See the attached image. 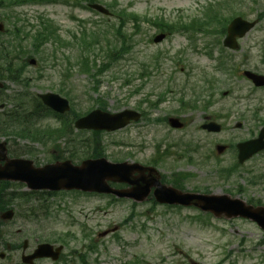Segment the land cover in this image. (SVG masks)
<instances>
[{"label": "rangeland", "instance_id": "rangeland-1", "mask_svg": "<svg viewBox=\"0 0 264 264\" xmlns=\"http://www.w3.org/2000/svg\"><path fill=\"white\" fill-rule=\"evenodd\" d=\"M98 1L108 6L113 0ZM118 3L120 8H127L140 15H171L174 18L175 10L184 4V1L118 0ZM4 10L9 11L8 9ZM17 10L22 15L25 14L34 24H38L39 15H48L61 28V33L68 38H71L72 32L79 30L78 22L72 19L71 15L89 22L94 21L89 24V27L99 29L108 27L106 18L86 7L76 8L73 3L25 5ZM1 14L2 10H0ZM95 21L99 23L96 24ZM109 23L116 25L117 20H112ZM152 30L150 28V31ZM112 35L111 32L109 36ZM155 49L156 45L148 46L144 41H141L132 52L126 54L120 64H115L112 68L101 73L98 77L100 80L98 91L93 90L95 80L89 74L80 71L83 56L77 48L56 52L52 45L44 46L40 53L34 55L39 63L37 66L27 65L26 75L31 82V91L35 93L59 92L60 89L64 88L63 91L70 95L78 111H86L91 108L97 97L107 100L111 109L119 107L122 103L132 106L140 105L143 95L149 90H155L157 95L166 86L171 85L167 82V75L158 79L152 78L151 84H148L139 94L129 98L132 89L129 87L130 84H124L125 79H131L133 87H137L143 80H140L139 77L132 79V75L140 72L144 64L151 65L150 54ZM99 51L101 52L95 48L91 55ZM39 55L48 57V59L46 61L40 60ZM67 57H70L69 62L74 64L71 68ZM100 57L99 62L105 59L102 58V55ZM200 61L205 64L208 63L206 58L187 60V69L185 71L178 69L175 78L177 85L172 87L184 90L185 81L189 78L192 67H194V72L190 83H193V79L197 81L200 78V69H209V65L201 66ZM68 68L72 73L66 75ZM8 82L9 86L6 91L8 94L19 89L18 83ZM187 92L189 93V90ZM126 100L130 103L123 102ZM9 106L11 104H8ZM176 108L177 103L171 104L170 109ZM200 112L202 113L203 110ZM151 128L150 132L154 131L153 134L158 136L163 134L161 128H155V126H151ZM103 138L108 147V158L111 160L115 158L130 159L148 164L150 159L155 156L154 143L156 139L153 137L150 139V133L148 134L141 128H129L123 133L114 135L107 133L103 135ZM1 139L3 137H0ZM122 139L128 140V146L116 149L112 145L113 141H121ZM26 142L30 143L28 140L21 141L20 146ZM13 147L18 148L19 145H13ZM30 147L35 149L36 155L34 156H37L36 159L40 163L53 159L50 145L43 147L37 143ZM172 149L174 151V148ZM173 151H169L168 155H171ZM128 152L132 156L128 155ZM166 158L158 168L169 181L178 172H188L195 175V180L192 178L182 180L181 183L185 189L209 188L215 192L222 190L224 182L216 180L215 170L218 167L213 160L197 163L198 166H188L183 163L182 158L178 159L176 155ZM25 190V187L19 184L12 185L8 189V191L16 192ZM253 191L258 192L257 189ZM43 197H46V200L51 203L50 210L53 216L42 218L38 222H26L21 215L17 214L12 222L6 223L5 227H2L0 250L5 249L8 244L12 246L19 241L23 243L25 239L29 240L30 247H34L37 239L56 241V238L61 235L64 236L67 243V245L64 244L65 259H72V264H83L79 256L81 253L85 254L84 258L87 264H129L135 261H139L138 264H264V231L251 221L217 219L194 207H168L156 205L150 201L139 205L135 210L139 215L128 220L127 217L132 212V205L128 201L114 202L112 198L106 195L61 191L54 194H43ZM35 204H37L36 201L31 205ZM12 205L17 207L18 202L12 203ZM15 209L17 210V208ZM140 212L147 213V215H140ZM121 223L124 226L120 225L121 228L117 232L119 237L115 233L100 237L97 240L96 251L88 253L84 250L85 228L92 231V236L97 237L100 231L110 229ZM142 225L146 226V230L142 229ZM19 228L22 229V234H17ZM5 231H7L6 235L3 236ZM69 232L75 234V238L68 236L67 233ZM86 241L88 242V240ZM59 244L63 243L60 242ZM5 250L7 251V248ZM21 252L22 249H14L3 263L16 264L20 261ZM39 264L52 263L48 260H41Z\"/></svg>", "mask_w": 264, "mask_h": 264}, {"label": "flooded vegetation", "instance_id": "flooded-vegetation-1", "mask_svg": "<svg viewBox=\"0 0 264 264\" xmlns=\"http://www.w3.org/2000/svg\"><path fill=\"white\" fill-rule=\"evenodd\" d=\"M250 1L261 6L262 13L257 14L253 27L244 35L237 36L236 41L233 40L236 48H230L225 44L231 20L209 21L204 25L209 42L206 43L203 39L198 43L193 41L189 48L180 50L176 56L179 59L206 58L210 61V70L204 81L202 93L207 94V104L213 108V117L204 119L202 123L208 120L222 121L223 128L220 134L224 135L227 132L229 138L236 140V143H233L236 149L232 148L233 144H227V150L234 153L226 166L228 169L236 166L238 161L237 144L258 139L264 131V83H261L264 81V0ZM168 55L169 53H162L164 57ZM253 74L261 75L263 78L257 80ZM159 104L163 106L165 101L162 100ZM191 108H193L191 105L183 108L185 112H182L179 118L184 126L175 130L189 129L193 132L198 130L197 127H193L196 118L193 117L194 111ZM202 130L209 136L219 133ZM259 161L264 162V150L239 163V168L251 173L260 172L263 167ZM256 179L257 176L252 177L250 184ZM115 187L126 188L128 185L118 184ZM233 191L241 194L245 189L237 184L233 190L229 189L230 193ZM18 232H22V229L19 228ZM19 246L20 243H16V248Z\"/></svg>", "mask_w": 264, "mask_h": 264}, {"label": "water", "instance_id": "water-1", "mask_svg": "<svg viewBox=\"0 0 264 264\" xmlns=\"http://www.w3.org/2000/svg\"><path fill=\"white\" fill-rule=\"evenodd\" d=\"M95 6L103 9L100 6ZM42 97L47 104L55 109L64 111L68 108L67 101L57 95L46 94ZM100 115L101 113L98 111L93 112L88 118L80 119L77 125L80 127H93L95 125L91 121H94ZM104 115L107 116V114ZM121 121L122 117L119 118V122ZM109 128H113V126ZM6 158V149L3 148L0 150V161ZM132 167L135 166L128 165L127 163H111L105 158L85 160L81 165H74L70 160H67L57 164H50L43 168L34 167L33 162L28 159H7L5 165L0 164V179L26 182L31 189L60 190L75 188L85 191L112 192L114 190L110 188L107 181L126 180L124 175ZM128 181L133 185L134 189L144 190V196L148 194L150 187L155 184L154 181L146 182L139 179H128ZM158 191H164V194H162L163 192L159 193L162 194L160 201L183 202L187 204L196 203L205 209H213L218 215L225 212L228 216L242 215L253 218L264 227V214L253 211L251 207L245 206L238 200H231L226 197L220 201H216L214 197L182 195L172 190L169 191L175 193V195L167 196L168 190L166 188ZM131 196L137 195L134 193ZM4 216L11 218L13 211H8ZM53 252L52 245H41L32 258L35 256H53L55 259L58 258V253ZM1 256H4V254Z\"/></svg>", "mask_w": 264, "mask_h": 264}, {"label": "trees", "instance_id": "trees-1", "mask_svg": "<svg viewBox=\"0 0 264 264\" xmlns=\"http://www.w3.org/2000/svg\"><path fill=\"white\" fill-rule=\"evenodd\" d=\"M56 30H46V28L44 30H39L38 31V42L39 44L45 43L47 41H49L55 34ZM96 43H100V41H90L88 42V48H90V46H94V44L96 45ZM114 52L112 51L111 54H113ZM111 57V55L109 56ZM85 71L88 72L90 70H92L93 68H96V71L94 74L98 73L100 74L103 70H105L106 68H108L109 66V62H102L101 66H98L97 63V59H93V64H91L89 62V57L85 58ZM98 66V67H97ZM36 108L38 110L44 109V106L42 104L37 105ZM26 118L27 115L25 114H15L12 116V120H14V123L18 122L17 124V132H15L18 136H22V137H30L32 139L38 140L41 137V133H39V131L34 130L33 128L29 127V126H25V122H26ZM21 127V128H20ZM20 128V130H19ZM103 153H98L96 148H94L92 150V156H99L102 155ZM5 185L0 186V209H3L4 206L8 203V201L4 200L3 197H10V195L8 193L5 192ZM14 194V193H13ZM13 194H11L13 196Z\"/></svg>", "mask_w": 264, "mask_h": 264}]
</instances>
